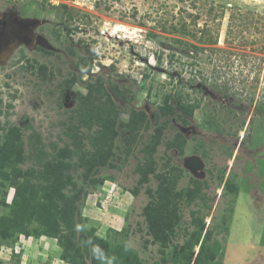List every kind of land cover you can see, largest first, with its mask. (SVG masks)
I'll list each match as a JSON object with an SVG mask.
<instances>
[{"label":"rangeland","instance_id":"374dc122","mask_svg":"<svg viewBox=\"0 0 264 264\" xmlns=\"http://www.w3.org/2000/svg\"><path fill=\"white\" fill-rule=\"evenodd\" d=\"M2 32L15 36L0 48V137L8 125L22 128L23 172L32 167L35 177L42 167L31 133L45 151L52 141L62 145L77 94L90 84L101 81L111 93L114 83L133 95L111 93L118 122L131 109L148 117L128 144L129 130L117 122L109 164L92 170L96 182L80 168L66 171L87 192L80 227L125 240L142 264H193L199 245L189 261L183 250L202 218L200 241L211 230L207 264H264V1L0 0ZM176 96L193 105L190 116ZM163 101L174 105L172 114L161 115ZM177 133L182 145L167 146ZM154 140V171L141 179L145 145ZM160 180L177 193V219L153 240L144 208ZM12 194L0 178V264H72L58 258L54 237L7 231L1 219L11 213Z\"/></svg>","mask_w":264,"mask_h":264},{"label":"trees","instance_id":"16d2710c","mask_svg":"<svg viewBox=\"0 0 264 264\" xmlns=\"http://www.w3.org/2000/svg\"><path fill=\"white\" fill-rule=\"evenodd\" d=\"M64 6V5H62ZM109 89L115 96L132 100L133 95H127V89H119L114 83H109ZM108 88L100 81L98 84H90L87 93H78L76 105L72 109L74 122H71L65 135L67 140L62 141V145L55 142L50 143V150L45 151L44 143L40 137L35 138L31 133L29 141L32 146L31 152L36 154L35 159L41 164L34 176L35 169L30 167L25 172L17 165L24 160V141L22 139V128L17 125H8L6 132L0 137V178L8 179L13 186L11 213L1 219V223L6 225L7 231L12 234L13 230L33 237L40 235L54 237L61 253L59 259L72 264H86L91 260V264H100V261L93 257L91 248L93 244H98L109 256L116 255V264H142L134 252H131L125 240L112 242L106 238L97 236L92 227H80L86 224L87 218L82 217L79 209L80 198L86 195V191L76 189L75 184L70 181V176L66 171L72 168L82 169V175L88 182H96L97 178L92 176V170L101 165L109 164L112 141L117 135L116 128L117 114L115 103ZM175 104L188 116L192 114L193 105L185 106L178 96L175 97ZM174 100V98H172ZM161 115L172 114L174 105L163 101L160 105ZM179 117H181L179 113ZM129 130V134L123 137L125 143H129V137H134L141 128L149 125L148 117L144 111L131 109L126 121H120ZM159 132V131H158ZM182 138L176 134L167 146H181ZM155 141V140H154ZM145 145L147 153L146 160L140 170L141 179H145L147 172L154 171V160L152 152L157 141ZM180 144V145H178ZM32 154V153H31ZM9 163H14V168L10 174L5 170ZM111 165H113L111 163ZM31 176V178H29ZM20 177H22L20 179ZM155 177L162 178L161 173ZM35 178L36 181H33ZM173 182V181H169ZM161 182L155 191L156 200L148 203L144 212L149 220V230L155 238H160L161 233L172 231L176 222L175 207L173 201L172 185H163ZM194 190L189 193L192 197ZM82 193V195H81ZM172 194V195H171ZM78 200V202H77ZM37 221L35 229L28 228L31 221ZM204 223L202 218L197 220V227L190 234V239L184 257L191 260L192 248L198 244L199 249L192 260L193 264H207L205 253V243L209 239L211 230L207 229L200 241V234ZM12 231V232H11ZM125 231H121L124 233ZM14 241V240H13ZM15 242V241H14ZM213 258V255L211 256ZM210 258V259H211Z\"/></svg>","mask_w":264,"mask_h":264},{"label":"clouds","instance_id":"9594fccd","mask_svg":"<svg viewBox=\"0 0 264 264\" xmlns=\"http://www.w3.org/2000/svg\"><path fill=\"white\" fill-rule=\"evenodd\" d=\"M77 230H80V226H77ZM89 244H92V254L93 257L100 261V264H116L117 256L111 255L109 256L108 253L102 249L98 244H93L92 241H88ZM127 246L125 247V251H127Z\"/></svg>","mask_w":264,"mask_h":264},{"label":"water","instance_id":"95a60500","mask_svg":"<svg viewBox=\"0 0 264 264\" xmlns=\"http://www.w3.org/2000/svg\"><path fill=\"white\" fill-rule=\"evenodd\" d=\"M13 32H2L0 33V40L4 41V44H7V41L10 40L12 37H14L15 35H12ZM5 46L0 44V48H4ZM191 165H193L191 163Z\"/></svg>","mask_w":264,"mask_h":264},{"label":"bare ground","instance_id":"6f19581e","mask_svg":"<svg viewBox=\"0 0 264 264\" xmlns=\"http://www.w3.org/2000/svg\"><path fill=\"white\" fill-rule=\"evenodd\" d=\"M262 1H264V0H262ZM0 44H1V46H2V45L6 46V45L4 44V41H3V40H0Z\"/></svg>","mask_w":264,"mask_h":264}]
</instances>
